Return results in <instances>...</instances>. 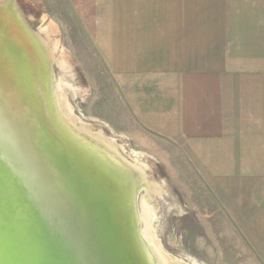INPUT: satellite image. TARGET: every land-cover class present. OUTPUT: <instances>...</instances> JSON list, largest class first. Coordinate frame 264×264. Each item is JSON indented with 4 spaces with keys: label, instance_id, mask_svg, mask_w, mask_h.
Returning a JSON list of instances; mask_svg holds the SVG:
<instances>
[{
    "label": "crops",
    "instance_id": "1",
    "mask_svg": "<svg viewBox=\"0 0 264 264\" xmlns=\"http://www.w3.org/2000/svg\"><path fill=\"white\" fill-rule=\"evenodd\" d=\"M135 120L264 264V0H65Z\"/></svg>",
    "mask_w": 264,
    "mask_h": 264
},
{
    "label": "rangeland",
    "instance_id": "2",
    "mask_svg": "<svg viewBox=\"0 0 264 264\" xmlns=\"http://www.w3.org/2000/svg\"><path fill=\"white\" fill-rule=\"evenodd\" d=\"M4 3L21 13L50 50L53 89L62 86L66 102L82 121L78 125L105 135L129 164L138 161L143 165L148 180L161 189L158 196H150L145 189L138 195L139 206L144 199L156 210L153 226L161 246L186 262L258 264L239 230L231 226L198 173L186 162L181 148L135 120L116 80L66 1L0 0V5ZM7 53L0 41V86L14 103L25 100L27 104L31 91L26 78L21 76L20 64L11 61ZM66 119L72 127L77 125Z\"/></svg>",
    "mask_w": 264,
    "mask_h": 264
},
{
    "label": "water",
    "instance_id": "3",
    "mask_svg": "<svg viewBox=\"0 0 264 264\" xmlns=\"http://www.w3.org/2000/svg\"><path fill=\"white\" fill-rule=\"evenodd\" d=\"M31 94L27 104L14 103L0 86L1 229L10 226L22 245L15 264H120L102 242L107 229L67 156L57 151L52 135L60 141V130L45 85L38 87L37 104ZM2 264L9 263L2 258Z\"/></svg>",
    "mask_w": 264,
    "mask_h": 264
},
{
    "label": "bare ground",
    "instance_id": "4",
    "mask_svg": "<svg viewBox=\"0 0 264 264\" xmlns=\"http://www.w3.org/2000/svg\"><path fill=\"white\" fill-rule=\"evenodd\" d=\"M22 18L15 7L5 3L0 5V41L10 60L20 64L21 76L26 78L34 103L38 101V87L41 90L45 85L60 130V141L53 135L52 138L59 155L67 156L71 170L82 185L87 204L101 220V227L107 229L101 231L106 248L120 264H200L196 260L186 262L175 257L161 246L153 226L157 218L154 206L144 199L141 206L138 204V195L143 189L150 196L160 195L161 189L148 180L143 165L139 166L138 161L136 165L129 164L105 135L94 132L88 125H78L82 121L76 118L66 102L62 86L58 84L53 89L55 79L50 50ZM53 90L57 91L56 96ZM64 114L77 125L72 124V127ZM0 171L3 168L0 167ZM3 209L5 205L0 198V262L2 264L3 258L9 264H15L16 253L22 245L17 235H10V226L1 229L6 214ZM28 264L34 263L29 261Z\"/></svg>",
    "mask_w": 264,
    "mask_h": 264
}]
</instances>
